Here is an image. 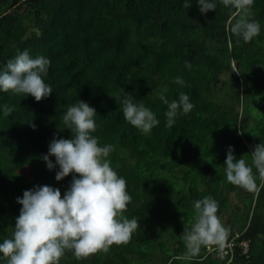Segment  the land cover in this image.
<instances>
[{"label": "trees", "instance_id": "obj_1", "mask_svg": "<svg viewBox=\"0 0 264 264\" xmlns=\"http://www.w3.org/2000/svg\"><path fill=\"white\" fill-rule=\"evenodd\" d=\"M191 4L0 0V63L25 48L50 57L44 79L54 88L39 101L0 91V105L13 106L0 111V240L12 234L25 189L50 184L63 195L69 186L72 174L57 180L42 157L54 135H72L63 114L80 98L96 108L93 135L115 145L109 158L132 195L123 215L138 224L129 240L83 257L66 250L59 264H264V177L253 164L257 187L248 190L227 180L224 164L229 145L252 163L264 142V0H216L207 13ZM247 19L262 30L245 41L236 24ZM182 91L195 106L169 127L162 94L170 101ZM125 92L160 123L145 133L128 122ZM207 195L229 229L222 243L238 235L246 254L235 246L228 262L209 242L189 246L193 202Z\"/></svg>", "mask_w": 264, "mask_h": 264}, {"label": "clouds", "instance_id": "obj_2", "mask_svg": "<svg viewBox=\"0 0 264 264\" xmlns=\"http://www.w3.org/2000/svg\"><path fill=\"white\" fill-rule=\"evenodd\" d=\"M196 3L201 13L217 6L216 0ZM191 5V0H184L185 7ZM236 29L248 41L261 32L262 26L258 20L247 19L239 21ZM50 64V57L33 56L27 48L17 49L16 55L0 63V91L32 95L37 101L51 95L53 84L44 79ZM185 64L191 66L190 61ZM174 80L186 83L182 75ZM162 99L168 105L165 115L169 127L181 112L187 113L195 106L183 91L178 99L169 101L163 94ZM122 106L124 118L145 133L160 123L156 113L131 93L122 97ZM0 111L11 113L13 106L0 105ZM96 113L94 106L80 98L66 106L63 120L72 135H54L42 158L49 169H56L57 180L72 174L69 186L62 195L60 187L36 184L17 197L22 207L11 236L0 240V264H59L66 250L83 257L131 238L138 220L124 216L122 210L128 207L132 195L127 190L126 177L118 173L109 158L115 145L101 144L100 138L93 135ZM246 155L237 158L234 146L229 145L225 171L228 181L253 190L257 187L253 164L264 177V142L254 146L252 163ZM53 156L55 160L51 159ZM193 204L197 215L187 234L189 246L191 242L223 241L229 229L218 215L219 202L207 195L195 199Z\"/></svg>", "mask_w": 264, "mask_h": 264}, {"label": "built area", "instance_id": "obj_3", "mask_svg": "<svg viewBox=\"0 0 264 264\" xmlns=\"http://www.w3.org/2000/svg\"><path fill=\"white\" fill-rule=\"evenodd\" d=\"M238 235H235L234 237H232L231 239H229L227 242L222 243V241H216V244L211 245L210 249L213 250H217L218 251V255L219 257L222 258H226L228 259V262L231 261V258H233V255L235 254V246L238 248H240V250L242 251V254H246L247 253V247H248V242L245 240L239 241L238 243H236L235 241L237 240Z\"/></svg>", "mask_w": 264, "mask_h": 264}, {"label": "rangeland", "instance_id": "obj_4", "mask_svg": "<svg viewBox=\"0 0 264 264\" xmlns=\"http://www.w3.org/2000/svg\"><path fill=\"white\" fill-rule=\"evenodd\" d=\"M233 232L236 233V228L233 229ZM210 245L216 244V241L209 242ZM215 257V256H214Z\"/></svg>", "mask_w": 264, "mask_h": 264}]
</instances>
